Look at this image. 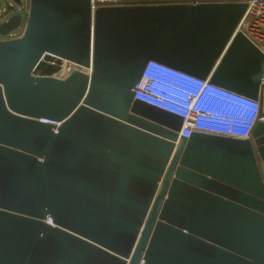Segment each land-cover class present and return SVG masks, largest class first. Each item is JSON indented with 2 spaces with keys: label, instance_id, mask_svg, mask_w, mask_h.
I'll use <instances>...</instances> for the list:
<instances>
[{
  "label": "water",
  "instance_id": "95a60500",
  "mask_svg": "<svg viewBox=\"0 0 264 264\" xmlns=\"http://www.w3.org/2000/svg\"><path fill=\"white\" fill-rule=\"evenodd\" d=\"M12 2L0 264H264V53L236 31L247 5L29 0L23 18ZM63 62L91 72L35 74Z\"/></svg>",
  "mask_w": 264,
  "mask_h": 264
},
{
  "label": "built area",
  "instance_id": "2783aa9c",
  "mask_svg": "<svg viewBox=\"0 0 264 264\" xmlns=\"http://www.w3.org/2000/svg\"><path fill=\"white\" fill-rule=\"evenodd\" d=\"M28 1L26 4H21L20 12L26 13L28 11ZM245 3L247 5L246 11L237 26L236 31L243 33L253 44H255L263 53L264 46L261 48L260 45H264V0H90L92 11L101 7H118V6H139V5H168V4H198V3ZM21 30L17 33L16 30L9 33L6 38L14 39L21 35ZM18 28V29H19ZM17 29V30H18ZM55 65L54 63H42L41 65ZM64 64V62H63ZM63 64L61 66H63ZM69 65L66 73H70L77 67L81 70L91 72V69L78 66L76 64ZM59 66V67H61ZM51 76H56L54 73ZM258 120H263L261 115V105Z\"/></svg>",
  "mask_w": 264,
  "mask_h": 264
},
{
  "label": "rangeland",
  "instance_id": "374dc122",
  "mask_svg": "<svg viewBox=\"0 0 264 264\" xmlns=\"http://www.w3.org/2000/svg\"><path fill=\"white\" fill-rule=\"evenodd\" d=\"M0 3H1V9H5L6 8V3H13L12 0H0ZM27 3V0H22V4H26ZM17 10L19 9L20 10V7L16 6ZM25 13L22 14L23 18H25ZM24 21V20H23ZM21 30V28H19L18 30H16V32L18 33L19 31ZM0 38H4L2 36H0ZM261 48H263L264 45H260ZM66 64V63H65ZM62 67H58V70L56 72V76H60V74L64 73L67 71V69L69 68V65L66 64ZM50 65V64H49ZM52 67H55V65H51ZM57 67V66H56ZM36 75H39L37 72H35Z\"/></svg>",
  "mask_w": 264,
  "mask_h": 264
},
{
  "label": "trees",
  "instance_id": "16d2710c",
  "mask_svg": "<svg viewBox=\"0 0 264 264\" xmlns=\"http://www.w3.org/2000/svg\"><path fill=\"white\" fill-rule=\"evenodd\" d=\"M58 70V67H52L51 65H40L36 72L39 75H44V76H51L54 73H56Z\"/></svg>",
  "mask_w": 264,
  "mask_h": 264
},
{
  "label": "crops",
  "instance_id": "0c3cea01",
  "mask_svg": "<svg viewBox=\"0 0 264 264\" xmlns=\"http://www.w3.org/2000/svg\"><path fill=\"white\" fill-rule=\"evenodd\" d=\"M261 115H262L263 121H264V89H263V94H262Z\"/></svg>",
  "mask_w": 264,
  "mask_h": 264
},
{
  "label": "bare ground",
  "instance_id": "6f19581e",
  "mask_svg": "<svg viewBox=\"0 0 264 264\" xmlns=\"http://www.w3.org/2000/svg\"><path fill=\"white\" fill-rule=\"evenodd\" d=\"M65 63H67V62H64V64H65ZM64 64H63V66H64ZM65 65H66V64H65ZM63 66H62V67H63ZM58 78H59V76H58Z\"/></svg>",
  "mask_w": 264,
  "mask_h": 264
},
{
  "label": "flooded vegetation",
  "instance_id": "af4514ba",
  "mask_svg": "<svg viewBox=\"0 0 264 264\" xmlns=\"http://www.w3.org/2000/svg\"><path fill=\"white\" fill-rule=\"evenodd\" d=\"M56 66V65H55Z\"/></svg>",
  "mask_w": 264,
  "mask_h": 264
}]
</instances>
